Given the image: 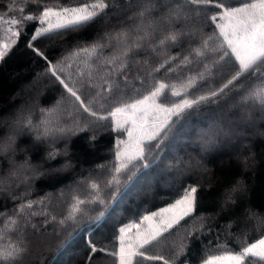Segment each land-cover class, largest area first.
<instances>
[{"label":"trees","instance_id":"obj_1","mask_svg":"<svg viewBox=\"0 0 264 264\" xmlns=\"http://www.w3.org/2000/svg\"><path fill=\"white\" fill-rule=\"evenodd\" d=\"M126 1L133 5L136 3V0H114V3L123 7ZM228 2L236 4L239 0H228ZM67 3L68 0H38V3H29L28 0H0V15L5 20L13 18L23 20L28 15H38L45 4ZM20 9H24V11L21 12ZM136 11L135 6L123 10L110 6L107 10L109 15L107 23L101 21L79 35H68L64 41L51 40L48 37L32 41L31 36L34 35V29L39 27L38 22L35 21L14 26L15 30L21 32V35L16 38L17 42L9 55L3 62H0V118L10 117L13 112H16V116L22 122L30 116L36 123L40 119L39 109L52 107L56 101L62 100V103L76 119L91 126L92 118L82 110L76 111L77 106L73 105L72 98L67 96L58 81L47 72L44 59L36 56L27 47V44L31 43L34 48H39L53 64H60L78 41L89 42L98 30L119 28L121 24L130 23L128 17ZM205 31L207 32L208 29L205 28ZM186 51L187 46L185 45L184 52H181L180 48H170L167 54L176 55L179 53L183 55L186 54ZM143 58L142 55L138 59L143 60ZM164 59V55L158 58L153 57L149 60V64L155 68ZM206 63H211V61H206ZM143 67L142 63L130 65V70L127 73L129 81L127 85L124 83L120 85L122 89L126 87L127 92L123 94L117 92L114 94L115 99H108L105 102V113L114 104L130 103L137 97L146 95L158 81L163 80L167 84L177 85L180 83L174 74L166 73L164 69L156 73L154 78L145 76ZM69 71L73 73V80H77L76 66L73 65ZM196 71V68H190L187 72L181 73V77L195 75ZM234 71L235 65L232 64L226 66L222 71H215L211 83L193 89L192 96L189 98L206 94L209 90L222 86L231 78ZM42 73L46 75L51 84L46 85V82L43 81L40 86L38 102L32 110H19L18 108L24 107L25 99L22 98L24 86L30 84L35 77ZM65 75L67 72L61 78H64ZM140 80H144L145 83L141 84ZM259 84H264V81L245 74L223 94L215 98V102L208 101L189 110L190 114L186 113L175 124L169 138L161 146L163 151L158 149H153L151 152L146 151L143 163L148 164L147 168L142 166L141 161H136L129 166L128 170L119 174H115L112 168L115 163L116 140L123 135V132L114 130L111 121H101L99 122L100 126L92 127L91 131L77 130L76 134L70 138L57 139L54 143L51 140L37 142L34 139L35 133L23 127L24 134L15 142L16 154L12 152L0 154V175L3 172H7L6 175L9 173L2 179L11 184L8 190L0 193V213H7L8 216L14 215L13 209L21 203L20 197L24 196L26 190L30 188L26 199L37 201L46 197L43 205H34V210L38 213L47 212L48 216L36 215L31 218L26 227L22 223L20 233L4 230L2 233L4 239L0 240V246L6 247L9 243H22L26 251L18 264H118L114 257L106 253L98 251L91 254L86 241L91 239L98 248L103 247L108 251L117 250L118 240L116 237L119 227L136 219L141 214L174 202L185 184L197 182L200 185L199 196L201 197L197 212L206 218L212 216L210 220L206 221L204 227L205 229H214V232L219 235L220 243L227 244L233 250H238L263 238L264 135L261 133H264V113H255L253 123L262 131L257 133L256 129H252L248 125L250 123L245 124L243 121L249 114V108L245 106L251 103H244L245 106H241L239 111L235 109L239 100ZM79 86V82H77V87ZM92 94L94 92L90 93L87 88L81 91L82 98L86 103L91 99ZM177 100H179L178 97H172L167 91L161 98V102L169 105ZM91 106L98 108L95 103ZM175 119L174 117L173 120ZM64 122L68 123V119L66 118ZM213 122L221 124L224 131L229 133L227 137L230 136L232 139L220 143L218 148L204 151L198 142L191 141L195 138L191 137L187 130L190 127L206 130ZM191 134L195 135V130ZM7 135L8 127L0 126V141ZM180 135L182 140L187 141L181 140L183 145L174 144L173 141ZM93 136L95 139H90ZM9 137L15 139L16 133H9ZM64 148L70 152L69 159L63 157L62 149ZM54 150L61 154L49 159L46 154ZM168 151L170 152L167 153ZM10 160L13 164L9 163ZM66 162H70L71 166L64 169L63 166ZM187 164L194 165L189 169ZM99 165H104L105 168L101 170ZM29 166L31 168L34 166V170L40 173L36 177L34 174V177L30 178L29 184L18 183L16 178L9 179L14 172L19 176L27 174ZM166 167L170 168V171L165 173L163 171ZM183 168L186 170H182ZM45 170L46 172H44ZM113 176L119 183L109 185L107 182ZM168 177L171 182L168 181ZM93 181L100 184L98 192L89 187ZM236 185H240L243 191L238 189L233 193L236 200L235 205L221 210L220 205L223 198ZM96 196H99L103 203L95 200L93 203L82 205L83 213L79 214L74 221L67 219L73 197L93 200ZM246 209H251L256 215L250 219ZM102 213L103 216H101ZM52 216H55L56 219L52 220ZM61 219L65 220L64 225L59 223ZM4 222L5 217L0 216V228H3ZM194 223L199 227V220ZM229 225L231 227H228ZM192 226L191 224L187 225L188 228H192ZM36 230L47 231L50 240L43 246L44 249L41 248V251L32 253L29 251V247L33 243H37L32 239L35 238ZM184 235V228L181 227L178 234L168 235L165 244L159 248L149 249V254L158 252L166 258L172 257L177 249L171 247V242H178ZM197 236L199 239L196 238ZM184 243L187 245L185 255L180 256L176 264H181V261L185 260V256L187 264H201L206 255L219 254L221 251L216 247V236L212 232H207L206 235L193 232L184 240ZM90 256L91 259H89ZM64 260L66 261L64 262ZM143 264H151V262H143ZM251 264H259V262L253 258Z\"/></svg>","mask_w":264,"mask_h":264},{"label":"snow or ice","instance_id":"obj_2","mask_svg":"<svg viewBox=\"0 0 264 264\" xmlns=\"http://www.w3.org/2000/svg\"><path fill=\"white\" fill-rule=\"evenodd\" d=\"M28 2L38 3V0ZM110 6L118 7L114 0H68L67 4H45L38 15H28L23 20L15 18L5 20L0 15V24L8 25L4 39L0 40V62L9 55L17 42L16 38L21 35V32L13 30L12 26L35 21L39 27L34 29L32 41L42 37L64 41L68 35H79L101 21L107 23L109 20L107 10ZM133 6L137 11L128 17L130 23L121 24L119 28L98 30L89 42L78 41L60 64H53L39 48H34L31 43L27 44L36 56L44 59L47 72L58 81L67 96L72 98L73 105L77 106L76 111L82 110L91 117L92 124L89 126L81 123L61 100L56 101L52 107L39 109L40 119L36 123L30 116L25 118L22 127L34 132V139L37 142L51 140L54 143L57 139L70 138L77 130L91 131L92 127L100 126L99 122L111 121L114 130L127 135L126 140H116L115 163L112 168L115 174L128 170L136 161H141L142 166L147 168L148 164L143 163L146 151L151 152L153 149L163 151L161 146L169 138L175 124L186 113L190 114L189 110L208 101L215 102V98L245 74L264 81V0H239L236 4L229 3L228 0H136L135 5L131 2L127 4L128 8ZM20 11L23 12L24 9ZM205 28L208 29L207 32ZM194 44L196 46H193ZM185 45L186 54H167L170 48H180L181 52H184ZM142 55L143 60L138 59ZM161 55H164L165 59L158 67L153 68L149 60ZM209 60L211 63H206ZM141 63L145 76L154 78L156 73L164 69L166 73L174 74L180 80L179 85L158 81L146 95L139 96L130 103L114 104L105 113V102L108 99H115L114 94L117 92L122 94L127 92V88L122 89L120 85L121 83L127 85L130 65ZM229 64L235 65V71L226 83L209 90L206 94L189 98L193 89L211 83L214 72L222 71ZM73 65L76 66L77 80H73V73L69 71ZM190 68H196V74L181 77V73L187 72ZM65 72L67 75L61 78ZM140 83L144 84L145 81L140 80ZM84 88L89 89L90 93L94 92L87 103L81 95ZM166 91L179 100L170 105L161 102ZM249 102L264 112V84L257 85L242 97V104ZM93 103L98 108H93L91 106ZM66 118L68 123L64 122ZM227 135L229 133L224 131L221 124L213 122L206 130L198 131V142L202 150L208 151L221 143ZM90 139H95V136ZM14 144L15 139L9 137L7 141L0 143V152L14 153ZM60 154L54 150L48 154V158ZM63 154L66 156L67 151ZM69 166L70 162H66L65 167ZM98 167L101 170L105 168L104 165ZM188 167L190 169V164ZM15 177L14 172L9 179ZM107 183L111 185L119 181L113 176ZM2 184L4 181L0 180V185ZM89 187L98 192L100 184L93 181ZM238 189L243 191L240 185H236L225 195L220 205L221 210L235 205L233 193ZM199 191L198 182L185 184L174 202L141 214L119 227L116 237L118 249L115 251L98 248L91 239H88L86 243L90 253L95 254L98 251L106 253L114 257L118 264L143 262L176 264L177 259L185 255L187 245L184 240L188 236L193 232H199L200 235L212 232L216 236V247L221 251L219 254L206 255L201 264H251L253 258L259 264H264V238L233 250L227 244L220 243L219 235L214 229H205L206 221L212 216L206 218L197 212L201 202ZM29 193L30 188L20 197L21 203L13 209L14 215L0 213V216L5 217L3 228H0V240L4 239L2 234L4 230L20 233L22 223L26 227L32 217L48 216L47 212L38 213L34 210V205H43L46 197L33 201L26 199ZM95 200L103 203L99 196L93 200L73 197L67 219L74 221L84 212L82 205L93 203ZM246 212L250 219L256 215L251 209H246ZM51 218L56 219L55 216ZM197 220L200 221L199 227L194 223ZM59 223L64 225L65 220L61 219ZM189 224L193 225L192 228L187 227ZM181 227L184 228L185 235L178 242H171V247L177 249L172 257L166 258L158 252L149 254V249L159 248L165 244L168 235L178 234ZM196 238L199 239V236ZM25 251L23 244L19 242L9 243L6 247L0 246V264H18ZM181 264H187L186 256Z\"/></svg>","mask_w":264,"mask_h":264},{"label":"rangeland","instance_id":"obj_3","mask_svg":"<svg viewBox=\"0 0 264 264\" xmlns=\"http://www.w3.org/2000/svg\"><path fill=\"white\" fill-rule=\"evenodd\" d=\"M128 1H126V4L123 6V7H121V6H118L117 7V9H121V10H123V9H126L127 8V3ZM8 27V25L7 24H0V40H3L4 39V37H5V35H6V33H5V29ZM13 27V30H15V27L14 26H12ZM43 81H45L46 82V85H49V84H51L50 83V81L46 78V75L44 74V73H42V74H40V75H38L37 77H35L34 78V80H32V82H30V84H28V85H26V86H24V89H23V96H22V98H24L25 100H24V107H21V108H18L19 110H24V109H26V110H32L33 109V107L37 104V102H38V95H39V93H40V86L42 85V83H43ZM45 84V83H44ZM241 100L242 99H240L239 100V102H238V105H236L235 106V109H236V111L238 110H241V106H243L244 104H242L241 103ZM245 106V105H244ZM241 107V108H240ZM245 107H247V108H249V114L245 117V119L243 120L244 121V123L245 124H247V123H250V124H248L249 126H251V128L252 129H256L257 130V133L259 132V133H261L262 131L259 129V128H257L256 126H255V124L253 123V121H255L254 120V118H255V113H260L261 111H260V109L257 107V106H255V105H246ZM240 108V109H239ZM19 110H17V111H19ZM16 112H13V114H11V116L10 117H3V118H0V126H6V127H8V135L7 136H5L4 138H2L1 139V141H0V143H3V142H5V141H7V139L9 138V133H16V137H15V142L17 141V138H20L21 136H22V134H24V129H23V127H22V125H23V122L21 121V120H19V117L18 116H16V114H15ZM264 113V112H263ZM226 125V124H225ZM195 130V135H193L192 136V132ZM200 129L199 128H197V127H190L188 130H187V132H188V134L190 133V136L191 137H193V138H195L194 140H191L193 143H197L198 142V131H199ZM192 138V139H193ZM32 139V138H31ZM118 139H120V140H126L127 139V135H126V133H123V135L122 136H120V137H118ZM117 139V140H118ZM232 138L229 136V137H227V136H225L223 139H222V142H226L227 140H231ZM33 140V139H32ZM182 136L180 135V137L177 139H175L174 141H173V143L175 144V143H180V144H182L183 145V143H182V141H187V140H182ZM34 141V140H33ZM35 142V141H34ZM47 142H49V141H47ZM221 142V143H222ZM199 143V142H198ZM200 145V144H199ZM220 145V143L219 144H217L215 147H217L218 148V146ZM14 149H15V151H14V154H16V148H15V144H14ZM214 147V148H215ZM65 151H67L65 148L64 149H62V154L65 152ZM7 152H12V151H6V152H0V154H4V153H7ZM170 151H168L167 153H169ZM13 153V152H12ZM47 156H48V154H46ZM45 155V156H46ZM69 155H70V152L69 151H67V155L65 156L64 154H63V157L65 156V158H67V159H69L68 157H69ZM195 157L193 156V159H194ZM10 164L12 163V161L10 160V162H9ZM177 163H179V162H177ZM13 164V163H12ZM176 165H178V164H176ZM194 165V164H193ZM193 165H190V166H193ZM41 166V165H40ZM70 166H71V164H70ZM69 166V167H70ZM187 166H188V164H187ZM37 168H39V166H37ZM63 168L64 169H66L67 167H65V165L63 166ZM182 170H186V169H182ZM167 171H170V168H168V167H166V168H164V171L163 172H167ZM44 172H46V170L44 171ZM6 173L7 172H3V174H1L0 175V180H3L2 178H5V177H7V175L9 174H7L6 175ZM35 174V175H34ZM40 173H37L35 170H34V166H33V168H29L28 170H27V174H25V175H21L20 174V176H19V174H17L16 173V179L18 180V183L19 182H22V183H24V184H29V180H30V178L31 177H36V176H38ZM34 175V176H33ZM168 179V181L169 182H171V180L169 179V177L167 178ZM16 180V181H17ZM4 181V180H3ZM9 187H11V184H10V182L9 181H5L4 182V184H2V185H0V193H2L3 191H6V190H8V188ZM131 222V221H130ZM34 236H35V238H32L33 239V241H37V243L36 244H32L29 248H30V252H32V253H34V252H37V251H39L41 248L42 249H44L43 248V246L47 243V242H49V240H50V237H49V233L47 232V231H39V230H36V232H34ZM264 238V237H263ZM41 251V250H40ZM66 260H64V262H65Z\"/></svg>","mask_w":264,"mask_h":264}]
</instances>
